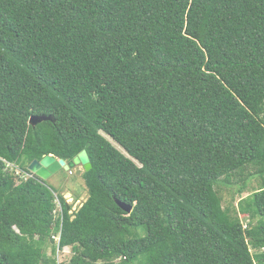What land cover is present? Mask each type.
<instances>
[{
	"label": "trees",
	"instance_id": "trees-1",
	"mask_svg": "<svg viewBox=\"0 0 264 264\" xmlns=\"http://www.w3.org/2000/svg\"><path fill=\"white\" fill-rule=\"evenodd\" d=\"M0 264H264V0H0Z\"/></svg>",
	"mask_w": 264,
	"mask_h": 264
},
{
	"label": "rangeland",
	"instance_id": "rangeland-1",
	"mask_svg": "<svg viewBox=\"0 0 264 264\" xmlns=\"http://www.w3.org/2000/svg\"><path fill=\"white\" fill-rule=\"evenodd\" d=\"M112 141V140H111ZM113 144L120 149L122 152L125 151L114 141ZM73 173L70 174V171L64 169L59 170L53 174L48 180H46L59 194H62L66 201L72 206L71 212L78 210L82 204L87 200L89 193L83 178L84 168L83 166H77L72 169ZM252 173H255L256 168L252 167L250 169ZM18 172L19 171H12ZM242 185V181L239 176L232 178L231 185L220 184L217 188L220 191L224 199V205L227 206L232 202H235V206L239 204V201L242 198L247 197L252 192L260 188V179L258 177H253L248 182L247 190L239 194V189ZM59 205V209H60ZM240 217L245 225L248 223V214L241 213ZM259 220V217L256 218L255 222ZM253 252L257 250L253 249ZM52 246H49L47 253L51 254ZM72 255L71 247H66L62 251H59V260L61 262L67 263Z\"/></svg>",
	"mask_w": 264,
	"mask_h": 264
},
{
	"label": "water",
	"instance_id": "water-1",
	"mask_svg": "<svg viewBox=\"0 0 264 264\" xmlns=\"http://www.w3.org/2000/svg\"><path fill=\"white\" fill-rule=\"evenodd\" d=\"M44 121H55V119L52 115L32 116L30 118V124L33 126H36L37 124L42 123ZM80 165L83 166L85 171H90L92 168V163L87 150L81 151L71 161L58 159L54 155H47L41 160L32 161L28 166V170L36 174L43 180H48L53 174H55L61 169L70 171L71 169H74ZM116 202L121 208H123L128 213H131L133 211L132 205H128L127 203H124L118 199H116Z\"/></svg>",
	"mask_w": 264,
	"mask_h": 264
},
{
	"label": "built area",
	"instance_id": "built-area-1",
	"mask_svg": "<svg viewBox=\"0 0 264 264\" xmlns=\"http://www.w3.org/2000/svg\"><path fill=\"white\" fill-rule=\"evenodd\" d=\"M73 173V170H70V174H72ZM58 205H59V203H58ZM61 209V208H60Z\"/></svg>",
	"mask_w": 264,
	"mask_h": 264
},
{
	"label": "clouds",
	"instance_id": "clouds-1",
	"mask_svg": "<svg viewBox=\"0 0 264 264\" xmlns=\"http://www.w3.org/2000/svg\"><path fill=\"white\" fill-rule=\"evenodd\" d=\"M72 170V169H71Z\"/></svg>",
	"mask_w": 264,
	"mask_h": 264
}]
</instances>
